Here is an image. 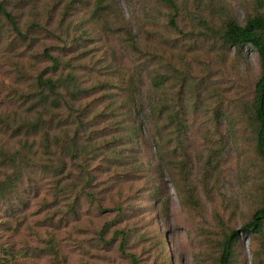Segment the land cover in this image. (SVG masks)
Masks as SVG:
<instances>
[{"label": "rangeland", "instance_id": "1", "mask_svg": "<svg viewBox=\"0 0 264 264\" xmlns=\"http://www.w3.org/2000/svg\"><path fill=\"white\" fill-rule=\"evenodd\" d=\"M37 1L33 9L23 8L21 17L26 20L42 18L58 28L56 23L64 9V1ZM98 2L107 8L99 11L97 17L92 16ZM177 2L178 26L186 31L202 28L198 18H204L209 25L220 24L219 5L226 7L238 22L254 8L264 10V4L257 7L255 0ZM68 10L75 25L71 26L72 30L69 28L75 37L73 51H57L61 43L45 33L38 37L40 43L35 50L51 46L62 61L75 65L86 90L75 102L82 106L91 102L104 112L110 100L121 102L116 82L119 73L112 70L141 69L138 102H146L153 72L169 76L158 92L160 99L195 102L192 108L186 109V129L180 136L185 148L180 151L176 147L171 170L174 178L193 186L198 204L192 199L183 202L171 182L168 168L162 167L159 174L155 173L156 159L148 137L143 145L137 140L132 142L137 146L134 161L146 169L143 177L110 186L106 179L113 178L108 176L111 167L103 165L98 156L92 163L97 174L92 186L96 201L82 202L73 214H69L68 220L56 217L67 207L62 200L56 202L52 198L51 174L42 171L39 165L26 167V175L19 184L22 193L30 197L24 209L26 217L21 220L23 213H19V222H11L10 229L0 231V241L11 244L14 251L9 264H131L129 258L117 250L118 237L108 245L96 243V230L115 216L117 204L126 210V215L106 227L104 238L109 239L116 229L126 231L125 250L136 255L138 264H214L213 252L222 232L239 228L253 208L262 202L264 194L261 163L253 152V134L238 108L239 102L250 98L259 74L256 52L243 47L237 55L233 49L220 48L218 43L201 36L177 34L167 25L168 8L159 0H75L73 9ZM127 32L133 35L138 52L126 41ZM8 57V51L0 55V109L10 114L17 108L13 121L19 122L22 112L17 107L13 90L18 85L10 63L21 57L12 55L10 60ZM24 61L22 57L30 74L49 64L33 58ZM60 72L49 74L56 78ZM94 107L88 109L86 122L92 130L111 140L120 131L115 129L111 117L106 113L99 116ZM116 112L121 116L117 117L121 119L120 126L134 123L121 113V108ZM2 121L0 118L1 141L7 140L11 146H16L17 137L12 138L14 132ZM174 144L178 145L171 141L170 146ZM177 164L183 165V173L173 167ZM138 188L156 189L165 199V207L154 203L148 194L139 196ZM97 204L101 205V210ZM50 215L57 220H54L55 227L49 225ZM50 232L58 244L57 255L39 250ZM260 243L263 249L255 257L254 249ZM161 244H164L163 250ZM236 246L234 264H264V233L259 239L239 234Z\"/></svg>", "mask_w": 264, "mask_h": 264}, {"label": "trees", "instance_id": "2", "mask_svg": "<svg viewBox=\"0 0 264 264\" xmlns=\"http://www.w3.org/2000/svg\"><path fill=\"white\" fill-rule=\"evenodd\" d=\"M62 1H64V9L56 23L58 28H55L52 27L53 24L50 21L42 18L26 20L21 17V10L25 7L33 9L37 0H0V55L8 51V60L12 55L21 57L10 64L15 69V83L18 85L13 88L14 99L17 100V107H20L22 112L18 117L19 122H16L13 120L17 108L10 114L0 109L2 122H5L7 127L14 132L12 138L17 137L16 146H11L9 141L0 139V231L10 229L11 222H19L17 220L19 213H23L21 220L26 217L24 209L29 204L30 197L19 189V184L26 175L24 172L26 167L28 169L39 165L42 171L51 174L52 198L56 202L62 200V204L67 207L56 217H59V220H68L69 214H73L82 202L96 201L92 186L97 174L92 163L97 160L98 156L103 165L111 167L110 172L112 173L109 172L108 176L112 175L113 178L106 179L110 186H115L119 182L128 183L143 177V171L146 172V169L143 170L142 164L134 161L133 154L137 146L135 147L132 142L137 140L143 145L146 137L152 143V154L156 159L155 173L159 174L162 167L168 168L171 182L176 191L180 193L183 202L192 199V202L197 205L193 186L174 178L171 170V161L176 147L180 151L185 148L180 136L186 129V109L192 108L195 102H170V100L160 99L158 92L169 77L168 74L161 72L151 74L146 102H138V83L141 80L142 69L128 72L112 70L119 73L116 82L121 91V102L110 100L104 112L102 108L98 110L94 107L91 102L89 105L94 107L99 116L106 113L111 117L114 120L115 129H118L120 133L108 140L107 136L92 130V126L86 122L90 106L87 104L82 106L81 103L75 102L78 96L86 93L83 81L75 70V65L62 61L51 46L45 45L39 51L35 50L40 43L38 37L45 33L61 43L56 48L57 51L63 53L73 51L75 37L69 32V28L73 26V20L68 9H73L75 0ZM159 1L168 8L166 23L177 34L201 36L218 43L220 48L233 49L237 55L243 47H250L256 52L259 74L253 83L250 98L239 102L238 108L253 134V152L261 163L260 177L264 189V10L254 8L253 11L246 13L242 22H238L226 7L219 5L220 24L209 25L204 18H198L202 28L186 31L178 26V0ZM263 1L255 0V4L258 7L264 4ZM105 8H107L106 5L98 2L93 9L92 16L97 17L100 15L99 11ZM126 41L133 51L138 52L134 37L128 32ZM22 57H25V61L33 58L36 62L48 61L49 64L38 70L36 68L30 74L22 62ZM30 67L33 66L30 65ZM62 69H65V72H60ZM54 72H60V74L53 78L49 73ZM20 84H23V87H20ZM118 108H121V113L130 117L134 123L120 126L121 119L117 117L121 116L116 112ZM171 141H176L178 145L170 146ZM173 167L177 168L179 173H183L182 164ZM138 190L139 196L144 197L148 194L154 203L159 202L165 207V199L156 193V189L151 191L147 188H138ZM32 195L36 196V192L32 191ZM96 207L101 210L100 204ZM114 209L116 210L115 216L96 230V243L108 245L118 237V252L129 258L131 264H138L136 255L125 250L126 231L116 229L109 239L104 238L106 227L118 217L126 215L124 213L126 210L119 204ZM54 220H56L55 217L50 215V226L55 227ZM263 233L264 194L262 202L260 201L253 208L249 218L239 228H230L222 232L217 248L213 252L215 254L214 264H234L239 234L259 239ZM43 242L45 245L39 248L41 252L49 255L58 254V244L51 232ZM261 244L254 249L255 257L261 254L263 249ZM78 245L82 247L80 242ZM161 248L164 249V244H161ZM13 256L12 245L0 241V264H9Z\"/></svg>", "mask_w": 264, "mask_h": 264}]
</instances>
